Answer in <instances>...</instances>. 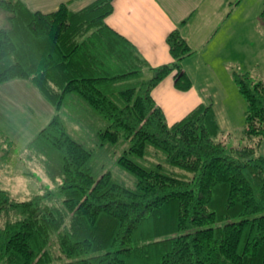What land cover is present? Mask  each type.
I'll return each instance as SVG.
<instances>
[{"label":"trees","instance_id":"16d2710c","mask_svg":"<svg viewBox=\"0 0 264 264\" xmlns=\"http://www.w3.org/2000/svg\"><path fill=\"white\" fill-rule=\"evenodd\" d=\"M112 2L41 13L0 0V84L26 79L55 109L23 150L2 133L0 150L59 179L62 196L56 203L48 190L19 200L0 188V264H264V156H255L264 82L233 72L246 104L243 135L255 145H227L211 101L169 124L151 92L170 75L176 90L188 91L181 60L193 51L175 29L166 39L172 61L149 66L106 24ZM70 94L108 123L102 142H130L117 163L133 186L109 171L95 178L93 150L61 117ZM149 149L161 163L130 158Z\"/></svg>","mask_w":264,"mask_h":264},{"label":"crops","instance_id":"0c3cea01","mask_svg":"<svg viewBox=\"0 0 264 264\" xmlns=\"http://www.w3.org/2000/svg\"><path fill=\"white\" fill-rule=\"evenodd\" d=\"M20 1L31 12L50 13L57 10L60 4L78 12L97 0ZM112 5L113 11L105 19L106 24L125 37L149 66L156 67L172 61L166 39L175 29L193 51L181 60V66L192 82L188 91L176 90L170 75L151 92L169 124L212 98L214 94H208L207 99H203L202 90L213 85L217 70L228 72L231 68V74L227 75L233 77L235 67L255 66L257 49L254 48V39L257 42L259 34L248 33L247 26L240 27V20L234 18L231 21L233 12L223 14L226 8L230 11L241 8L242 0H113ZM256 13L252 18L257 20L260 12ZM223 21L229 25L219 32ZM211 24L215 27L213 31ZM205 33L207 35L202 43H198L200 35ZM189 36L197 42L191 44ZM54 114L53 106L28 80L18 78L0 84V133L6 135L19 150H23L37 136Z\"/></svg>","mask_w":264,"mask_h":264},{"label":"rangeland","instance_id":"374dc122","mask_svg":"<svg viewBox=\"0 0 264 264\" xmlns=\"http://www.w3.org/2000/svg\"><path fill=\"white\" fill-rule=\"evenodd\" d=\"M263 3L264 0H242L241 8L231 11L229 8H226L223 13L226 14L228 12L231 14L233 12L232 15L234 17H232L231 21L234 18L240 20L242 23L240 27L247 26L248 33L259 34L257 42L254 39V48L257 49L255 52L256 56L254 55L255 66L235 67L236 70H234L239 74L248 73L252 80H260L262 82H264V20L261 18L256 20V18L252 17L257 14V11H261ZM251 14L253 15L251 16ZM248 16L249 18H245ZM3 23L5 24V21L3 18H0V26H4ZM222 24L219 32L229 25L225 21ZM206 26H209V24ZM211 27L213 31L215 27L212 24ZM206 35L207 33L200 35L202 37H199L198 41L200 42L198 43H202ZM189 41L191 44L197 42L191 36H189ZM228 70V72L224 70H217L215 72L216 77L211 83L213 85L205 86L202 90L205 96L203 99H207L206 96L208 94H214L211 98L215 101L213 103V110L219 128L224 134L221 137L227 145H255L258 142L256 139L247 138L243 135L246 104L236 89L233 77L227 75L229 72L231 74V68ZM196 88L198 89V87ZM211 99L209 101H212ZM209 101H205L204 103H208ZM60 113L68 132L85 147L93 150L91 166L95 178L109 171L123 184L127 186L134 185L135 178L133 175L122 169L117 163L118 158L130 145L128 140L122 138L117 143L102 142L98 132L104 129L108 123L104 121L96 110L87 106L76 94H70L65 98ZM16 149L19 150L18 147ZM3 152L0 150L1 189L7 190L12 197L19 200H25L34 194L44 193L49 190L53 192V198L56 203L61 201L62 196L58 193L59 179H51L39 166L27 160L26 157L19 156L18 152L14 154L12 152L3 154ZM152 152L153 150L149 149V152L143 157L131 156L130 158L144 166L161 163V155H155ZM255 156H264V138L255 146Z\"/></svg>","mask_w":264,"mask_h":264}]
</instances>
